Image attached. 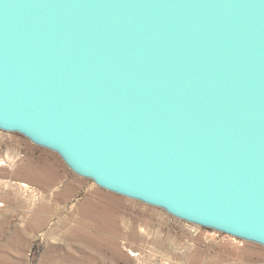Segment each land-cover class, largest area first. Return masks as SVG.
Listing matches in <instances>:
<instances>
[{
    "label": "water",
    "instance_id": "1",
    "mask_svg": "<svg viewBox=\"0 0 264 264\" xmlns=\"http://www.w3.org/2000/svg\"><path fill=\"white\" fill-rule=\"evenodd\" d=\"M0 128L264 244V0H0Z\"/></svg>",
    "mask_w": 264,
    "mask_h": 264
},
{
    "label": "rangeland",
    "instance_id": "2",
    "mask_svg": "<svg viewBox=\"0 0 264 264\" xmlns=\"http://www.w3.org/2000/svg\"><path fill=\"white\" fill-rule=\"evenodd\" d=\"M0 264H264V244L106 189L0 128Z\"/></svg>",
    "mask_w": 264,
    "mask_h": 264
},
{
    "label": "bare ground",
    "instance_id": "3",
    "mask_svg": "<svg viewBox=\"0 0 264 264\" xmlns=\"http://www.w3.org/2000/svg\"><path fill=\"white\" fill-rule=\"evenodd\" d=\"M22 185H23V186H26L25 183H22ZM7 202L11 203L10 201H7ZM14 203H15V202H14ZM23 204H24V201L19 200V201L17 202V205H16V206H18V207H22ZM21 213H22V212H21ZM6 219H7V218H6Z\"/></svg>",
    "mask_w": 264,
    "mask_h": 264
}]
</instances>
